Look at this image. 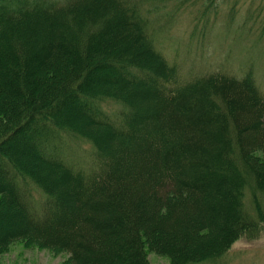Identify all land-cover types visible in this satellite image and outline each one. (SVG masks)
<instances>
[{"label":"trees","instance_id":"obj_1","mask_svg":"<svg viewBox=\"0 0 264 264\" xmlns=\"http://www.w3.org/2000/svg\"><path fill=\"white\" fill-rule=\"evenodd\" d=\"M148 2L0 0V253L209 264L264 220L254 66L182 73Z\"/></svg>","mask_w":264,"mask_h":264},{"label":"rangeland","instance_id":"obj_2","mask_svg":"<svg viewBox=\"0 0 264 264\" xmlns=\"http://www.w3.org/2000/svg\"><path fill=\"white\" fill-rule=\"evenodd\" d=\"M148 1V0H147ZM149 0L150 11L159 25L165 15L167 28L164 45L178 55L185 70L223 67L236 74L253 65L258 83L264 88V0L203 1ZM152 9V10H151ZM171 55V54H170ZM171 55V56H173ZM174 58V56L172 57ZM253 62V63H251ZM112 106H117L110 103ZM84 151H92L87 141H80ZM0 196V205L2 204ZM251 208V194L248 193ZM252 209V208H251ZM150 264H171L169 256L148 248ZM264 264V220L235 241L227 254L209 264ZM0 264H74L71 254L62 248L45 246L23 238L15 240L0 253Z\"/></svg>","mask_w":264,"mask_h":264}]
</instances>
